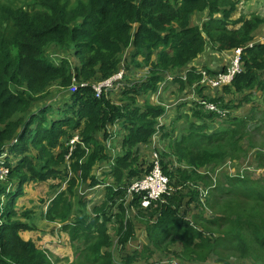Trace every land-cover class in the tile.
<instances>
[{
    "label": "trees",
    "instance_id": "obj_1",
    "mask_svg": "<svg viewBox=\"0 0 264 264\" xmlns=\"http://www.w3.org/2000/svg\"><path fill=\"white\" fill-rule=\"evenodd\" d=\"M36 1L37 9L29 11L0 5V26L12 27L11 32L7 28L0 32V168L8 170L0 179V264H53L47 251L21 237V232L32 227L19 221L16 201L25 185L57 178L68 181V195L74 196L72 201L79 198L78 203L84 207L76 210L72 239L97 241L87 256L93 258L92 264H161L156 263L158 252H172V257L189 262L200 250L209 252L210 245L219 244L218 240L209 241L213 233L202 229L208 226L225 227L226 237L221 238L233 244L241 257L252 264H264V176L230 174L214 184L209 175L199 173L209 166L240 162L246 152L242 141L248 121L230 117L231 101L224 104L223 96L207 95L202 98L228 111L226 119L201 107L195 116L199 120L218 118L224 125L208 131L205 123L193 122L186 135L161 152L172 187L163 204L142 210L138 196L129 202V209L142 210L137 221L145 225L147 243L141 251L128 252L121 262L115 261L112 253L101 254L112 241L107 224L113 218L120 246L125 248L135 237L136 220L126 214L125 186L152 167L149 163L137 166L139 147L149 143L158 131L164 132L160 118L167 109L151 102L164 82L163 75L189 67L186 81L175 78L173 82L179 84V90L195 89L200 95L203 75L195 62L207 45L221 53L243 48L241 72L222 91L225 96L241 95V103L250 104L256 93L264 94V43L254 42L264 26V17L252 14L233 20L238 0ZM204 12L202 25L192 26L191 17ZM51 46L77 58L79 64L72 68L67 59L54 63L45 51ZM129 48L133 62L131 59L127 65L120 99L111 95L113 91L97 97L90 82L119 73L124 51ZM135 68L148 71L134 81L129 72ZM203 70L212 77L217 74L208 68ZM74 83L78 85L76 92L65 98L62 106L51 103L49 90L54 84L68 91ZM118 123L125 132L123 154L116 157L108 179H100L94 171L108 160V154L99 138L107 140L108 128ZM76 134L80 141L73 146L70 141ZM162 136L169 137L166 133ZM249 138L253 140L252 135ZM257 154L258 170L264 169V148ZM111 178L113 184H109ZM173 178L179 180L178 185L172 184ZM202 182L206 183L204 189L209 188L204 200L199 191ZM78 185L89 189L104 186L105 200L93 204L89 213L86 203L90 201L85 193L79 195L82 189ZM213 193L218 194L216 203L223 200V195H231L237 203L228 211H217L212 204ZM118 198L123 203H118ZM60 205L66 215L57 216L66 222L73 203L71 206L65 192L50 200L46 216L53 220ZM115 205L119 213L110 216L108 209ZM199 206L202 214L196 215L193 211ZM210 209L213 215L205 216ZM29 212L22 216L28 218Z\"/></svg>",
    "mask_w": 264,
    "mask_h": 264
},
{
    "label": "rangeland",
    "instance_id": "obj_2",
    "mask_svg": "<svg viewBox=\"0 0 264 264\" xmlns=\"http://www.w3.org/2000/svg\"><path fill=\"white\" fill-rule=\"evenodd\" d=\"M0 5H3L4 7H9L13 9H23V10H36L38 7V3L36 0H0ZM72 6V5H71ZM236 13L233 15V19H238L241 17L250 18L252 14H256L258 16L264 17V0H238V7L236 8ZM199 21L201 19L197 17ZM202 25V22H200V26ZM231 27V26H230ZM11 32V25L6 26H0V32L1 31H7ZM232 28V27H231ZM264 41V26L261 27L256 34V38L254 42H261ZM45 51H47V54L50 59L53 60L54 63L60 64L62 60L67 59L70 63V66L72 68H75L74 66H77L79 64V61L77 58L67 55L65 52H60L58 49L53 48V46L48 47ZM132 49H125L124 55H123V66L121 70L124 73L128 72L127 65L131 63V59L133 62V52H131ZM225 58H221L219 60H214L213 66H218V69L221 70L222 68H227L231 65V55L233 54H226ZM220 64H218L219 62ZM218 62V63H217ZM216 64V65H215ZM226 66H222V65ZM210 70H213V67H209ZM134 70L132 73L129 72L130 78L132 80H140L146 71L142 69L141 71L138 68L132 69ZM131 71V70H130ZM125 77V76H124ZM172 88H175L176 92L174 93L176 96L175 98L168 99V96H162V101L168 106L167 113L160 118V124L164 127V132L159 131L158 135H156V142H157V148L160 151L159 155L162 151L169 149V147L176 141L181 139L184 135H186L189 132V128L191 123L198 122V123H205L207 127L210 129H216L220 128L224 123L220 121L218 118H214L213 120L211 118H203L202 120H199L198 117L195 116V112L200 110V106L198 105L197 101L194 100V98H202L204 95L209 96L210 98L223 96L225 101L223 102L226 104L227 102H232L233 105L231 106L232 109L229 110L230 117L236 116L239 118H244L248 121V129L246 130L247 133H245V137L242 141V145L245 149V155L242 156V160L237 163L227 162L223 165L216 166L212 168L211 166L207 168H203L199 171L202 175H209L212 179H214V184L216 180H224L225 176L227 175H234L238 173H242L244 175L246 172L249 174L254 175L255 177L259 178L260 175L264 176V169H259L258 166H260V160L259 155L257 153V150L264 148V127L262 126V123L264 122V94H261L260 92L256 93L253 96V101L250 104H242L240 101L241 95H232V96H225L223 94V91L220 90L218 93H213V89L210 88V92L208 91L207 94H205V91L209 88L204 87L202 89V93L199 95L197 93V90L192 89L186 90L185 88L182 90H179V84L175 82L168 81L165 84V88L163 90V94L165 90H170L171 85ZM170 85V86H169ZM120 89H117L114 93L111 95L115 97L117 100L120 99L121 91ZM61 92H63V95H60ZM168 92V91H167ZM72 94L71 90L64 91L61 89L58 85L54 84L50 90H49V100L55 103V106H62L64 98H68ZM153 101H155L154 95ZM52 98V99H51ZM143 102L142 100L140 101ZM236 107V108H235ZM202 111V110H201ZM203 112V111H202ZM222 119H226V117H222ZM168 132V133H167ZM166 133L169 137H163L162 134ZM249 135H252L253 140L250 141ZM124 134H121V137H123ZM122 139H116L114 141L113 146H107L108 149V160H110L112 163L115 162V159L118 155L123 154L122 145H121ZM152 143V142H150ZM119 148L121 149V153L119 152ZM152 151V150H151ZM139 159L137 161V166H144L146 163L150 161V148L147 147H140L139 148ZM256 152V153H255ZM260 153V152H258ZM264 155V154H263ZM256 156V158H255ZM106 161L105 164H102L104 166L101 168H95V174L101 179L103 176L107 177L109 175L106 171L108 168L110 169V163ZM257 160V161H256ZM258 165V166H257ZM262 167H264V159L262 160ZM176 168H173L175 170ZM108 179V177H107ZM219 180V181H220ZM176 178L172 179L173 185H178ZM181 181V180H180ZM218 181V182H219ZM206 183H210V180H206ZM205 182H202L199 184V191L202 192L201 198L204 200L206 196L208 195L209 188H205L204 185H206ZM59 184L55 187H52V185ZM204 184V185H203ZM81 191H86V185H78ZM68 188V181L62 182L60 178L57 179H51L48 182H42V183H31L29 185H25L23 188V195L18 198L16 201V208L18 209L19 213V221L22 223H26L32 227V229L23 231L20 233L21 237L25 240H33L37 246L40 248H43L45 251H47L48 256L50 257L53 264H92L90 261L93 259L92 257H87L90 253V249H93L95 244L97 243L96 240L90 239L89 242L84 241L83 239L77 237L75 240L72 239V227L71 224H73L76 221V218L78 217V214L76 212L77 209L80 208V210H84V207L81 206L77 200H73V197L68 195L67 193ZM208 190V191H207ZM104 187H97L95 189L87 190L86 195L89 196L88 200L89 203H86V209L91 213V209L93 207V204L100 203L104 200ZM65 192L66 197L69 200V203L72 206L73 203V210L70 211L67 221L62 222V220L58 216L66 215V212L64 211V207L60 205L59 210L56 213H53V220H50L46 215L47 211L49 209V202L51 199L54 198L55 195L58 193ZM94 194V195H92ZM35 195V196H33ZM213 203L216 204L214 207L217 211H228L229 209H232L230 206L237 203L231 195H223V200L221 202H214L218 199V194L213 193ZM33 196V197H32ZM26 197V198H25ZM85 197V195L83 196ZM99 197L103 198V200H100ZM127 201H130L129 198H126ZM197 202L193 206H196ZM29 207H32L33 209H30ZM127 207L129 208V202ZM200 207V206H199ZM195 208L193 213L196 215L202 214V208ZM109 210V215L115 216L117 215V211H119L118 207L115 205L111 207ZM26 211L29 212V217L24 218L22 214ZM142 211L140 209H129L127 211V216L136 219L139 212ZM213 210L210 209L208 212H204L205 216H212ZM58 215V216H57ZM43 221H46L48 226H45L43 224ZM116 218H113L110 223L107 224L108 227V233L111 237L112 241L110 242V245L107 247H103L101 250V254L105 253V255H108L111 253L113 254V257L115 261H124L126 259L127 253L131 252L135 249L142 250L143 249V243H147V238L144 235L145 231V225L143 223H140L139 221H136V233L135 237L132 240L130 244H128L125 248L119 246L117 244V236H116V228H117V222L115 223ZM66 225L67 228H63V226ZM34 228V229H33ZM208 229L202 228L205 231L213 234H209L213 237L212 240L209 239V241L212 243H215L217 240L219 244H212L210 245V251H204L200 250L197 253V258L192 259L191 261H183L177 257H172V252L168 255H164L161 253H156L155 258H157L156 263H162L166 261L167 259H175L180 264H252L248 259H245L240 256V253L236 250V248H233V244L229 243L227 239L221 238L222 235L225 236L223 233L226 228L220 227V226H208ZM95 233V232H94ZM215 237H214V236ZM226 237V236H225ZM209 244H207L208 246ZM87 249V250H86ZM84 254L86 255L84 257ZM124 255V257L121 258V256ZM84 257V258H83ZM140 264H146V263H140Z\"/></svg>",
    "mask_w": 264,
    "mask_h": 264
},
{
    "label": "built area",
    "instance_id": "obj_3",
    "mask_svg": "<svg viewBox=\"0 0 264 264\" xmlns=\"http://www.w3.org/2000/svg\"><path fill=\"white\" fill-rule=\"evenodd\" d=\"M264 43V41H261ZM250 47L253 46V43L249 44ZM243 52V48H237L232 51V59L231 65L226 68L225 71L219 70L217 71L215 76L208 75L203 68H199L200 72H202L203 78L200 82L201 86H205L207 88H211L213 90H222V88L226 85H231L235 76L241 72V54ZM188 68L185 71L174 75L175 77H180L183 80H186V74L188 72ZM125 73L121 70L115 76L102 80L97 83H93L92 87L97 97H100L103 92H114L117 89H120L123 86ZM173 75H167V81L174 80ZM88 83H83L82 86H87ZM77 83H74L72 88L70 89L72 93H75L77 90ZM164 84L158 90V95L163 90ZM200 107L207 113H216L220 117H225L228 114V111L220 108L219 103H214L208 101L203 98H199L197 100ZM158 104H162L158 102ZM80 141L79 135H75L71 141V145H75ZM151 151V159L150 165L152 166L149 171L145 169V174L141 177L133 179L126 187V198L133 199L135 196L139 197V203L141 208L148 209L151 207H157L158 204H163L165 201V196L169 195L172 191L171 180L170 177L164 172L163 165L160 161V155L155 150V147L152 146ZM8 170L0 168V179L7 176ZM161 264H180L175 259H169L167 261L162 262Z\"/></svg>",
    "mask_w": 264,
    "mask_h": 264
},
{
    "label": "crops",
    "instance_id": "obj_4",
    "mask_svg": "<svg viewBox=\"0 0 264 264\" xmlns=\"http://www.w3.org/2000/svg\"><path fill=\"white\" fill-rule=\"evenodd\" d=\"M237 7H238V4H237ZM236 13V12H235ZM235 13H234V15H235ZM206 14H207V12H204V13H196L195 15H193L192 17H191V25L192 26H195V25H200V22H203L204 20H205V18H206ZM197 17H199L200 19H201V21H199L198 20V18ZM263 17V16H262ZM233 19V18H232ZM233 20H236V19H233ZM237 27H239V26H237ZM263 27V26H262ZM226 54H232V52H218V51H216V50H214L210 45H207V47H206V49H205V52L196 60V62H195V65H197L198 66V68H203V69H209V67H213L214 69L213 70H211V71H218L219 69H218V66L216 65V66H213V61L214 60H219V59H221L222 57L223 58H225L226 56H228V55H226ZM231 57H232V55H231ZM219 62V61H218ZM217 62V63H218ZM218 64H220V62L218 63ZM222 66H226V65H222ZM226 68V67H225ZM221 69H222V67H221ZM182 70H184L185 71V68H183ZM98 81H95V82H90L91 84H93V83H97ZM171 85V88H172V84H170ZM169 85V86H170ZM202 88H204V87H202ZM186 90H189V89H186ZM168 91V92H167ZM165 90V92H164V94H163V91H161L160 92V94L158 95L157 93L154 95V97H155V101H153V97H151V102L152 103H154V104H156V103H158V102H161L162 101V96H165V98H166V96H168V99H170V98H175V92H176V90H175V88H172V89H170V90ZM210 92V89H207L206 91H205V94H207V92ZM211 92H213V93H218V92H220V90H213V91H211ZM64 93L63 92H61V94L60 95H63ZM63 98H64V101H65V97L64 96H62ZM52 99V98H51ZM197 98H194V100H196ZM53 100V99H52ZM52 100H51V103L53 104V105H55V103L54 102H52ZM63 101V102H64ZM62 102V103H63ZM64 104V103H63ZM163 105H165V107H167L168 108V106H166V104L163 102ZM56 107H58V105H56ZM159 132V131H158ZM108 133H109V135H110V137L107 139V140H104L102 137H100L99 138V140H100V142L101 143H103L104 144V146L106 147V151H107V146H113L114 145V141H116V139H123V137H121V134H124L125 135V132H124V130L122 129V127H121V124L120 123H118V124H115V125H112V126H110L109 128H108ZM156 135H158V133L157 134H155L154 135V137L150 140V142H152V141H154V144H156V146H157V142L155 141L156 140ZM147 143V144H145V145H141L140 147L142 148H144V147H149V145H151V143ZM139 147V148H140ZM119 152L121 153V149L119 148ZM108 162L112 165V162L110 161V160H108ZM106 163V161H104L103 163H101V164H99L98 166H97V168H103L104 166H102L101 167V165L102 164H105ZM110 165V166H111ZM109 166V167H110ZM110 170H109V168H108V170L106 171V172H109ZM94 173H95V171H94ZM97 188V187H96ZM87 190H91V189H89V188H86ZM95 189V188H94ZM87 190L86 191H81V190H78V192H79V195L81 196V195H83L84 193H85V195L87 194ZM106 192H107V190H106V188H105V191H104V194H106ZM92 195H94V194H92ZM33 196H35V195H33ZM32 196V197H33ZM89 196H91V195H87V199H89L88 197ZM26 198V197H25ZM104 198H105V195H104ZM99 199L100 200H103V198H101V197H99ZM105 200V199H104ZM30 209H33L32 207H29ZM43 224L45 225V226H48L47 225V223H46V221H43ZM145 235V234H144ZM144 244V243H143ZM168 260V259H167Z\"/></svg>",
    "mask_w": 264,
    "mask_h": 264
},
{
    "label": "clouds",
    "instance_id": "obj_5",
    "mask_svg": "<svg viewBox=\"0 0 264 264\" xmlns=\"http://www.w3.org/2000/svg\"><path fill=\"white\" fill-rule=\"evenodd\" d=\"M255 41V40H254ZM257 43H260V42H257ZM189 69V67H186L185 69ZM184 70H182V69H180V70H178V71H176V72H171V73H166L165 75H163V77H164V82L162 83V84H164V87H163V90H164V88H165V84L168 82L167 80H166V77H167V75H177V74H179V73H181V72H183ZM219 71V70H218ZM186 77H187V74H186ZM175 78H180V77H175L174 76V79ZM180 79H182V78H180ZM187 80V79H186ZM186 80H184V81H186ZM174 81V80H173ZM173 81H170V82H173ZM99 82V81H98ZM161 84V85H162ZM161 85H160V87H161ZM159 87V88H160ZM202 87H205V86H202ZM159 90V89H158ZM162 90V91H163ZM115 92V91H114ZM156 104H158V103H156ZM161 105H163V101H162V104ZM163 106H165V105H163ZM202 109V108H201ZM152 146L153 147H155V150L158 152V154H159V150H158V148H157V146H156V144H154V141H152V143H151V145H149V147L148 148H150V156H151V150H153L152 149ZM109 151H108V149H107V154H108V156H109V153H108ZM151 158V157H150ZM160 161H161V153H160ZM148 163H150V161L148 162ZM161 163H162V161H161ZM114 163H112V165H113ZM111 165V166H112ZM110 166V167H111ZM175 166H177L178 167V165L177 164H175ZM110 170V169H109ZM108 173V172H107ZM105 176H103L102 178H104ZM139 176H136V177H133V178H131L130 180H128V182H127V184H129L133 179H135V178H138ZM171 180V179H170ZM113 182H114V178H111L110 179V181H109V184H113ZM127 184H126V186H125V193H126V187H127ZM100 187V186H99ZM104 187V186H103ZM105 188V187H104ZM125 199H126V194H125ZM117 201H118V203H123V201H121L119 198L118 199H116ZM132 199H130V201H131ZM130 201H127L126 200V203H125V205L127 206L128 205V202H130ZM139 207H140V209H142V210H147V209H143V208H141V205H140V203H139ZM152 208V207H151ZM155 208V207H154ZM132 209H135L134 207H132ZM149 209V208H148ZM129 210V208L127 207V211ZM127 211H126V214H127ZM117 213H119V211H117ZM128 217V216H127ZM130 218V217H129ZM132 219V218H131ZM136 220V219H135ZM137 221V220H136ZM118 240V239H117ZM132 242V241H131ZM130 242V243H131ZM117 244H118V242H117ZM119 245V244H118ZM120 246V245H119ZM121 247H122V245H121ZM169 260V259H168ZM167 261V260H166Z\"/></svg>",
    "mask_w": 264,
    "mask_h": 264
}]
</instances>
